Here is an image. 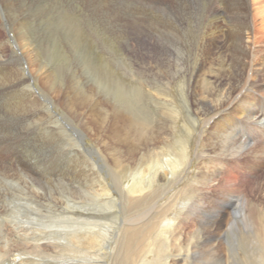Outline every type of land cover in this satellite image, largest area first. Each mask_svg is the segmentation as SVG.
<instances>
[{
  "label": "rangeland",
  "instance_id": "1",
  "mask_svg": "<svg viewBox=\"0 0 264 264\" xmlns=\"http://www.w3.org/2000/svg\"><path fill=\"white\" fill-rule=\"evenodd\" d=\"M82 1L0 7V264H193L178 227L224 114L210 107L227 49L206 48L205 11L177 22L148 0Z\"/></svg>",
  "mask_w": 264,
  "mask_h": 264
},
{
  "label": "bare ground",
  "instance_id": "2",
  "mask_svg": "<svg viewBox=\"0 0 264 264\" xmlns=\"http://www.w3.org/2000/svg\"><path fill=\"white\" fill-rule=\"evenodd\" d=\"M21 1L0 0V7ZM148 1L156 9L180 8L177 22L205 11L207 29L215 38L206 48L227 49L222 63L227 64V73L216 76L215 82L227 77L229 87L224 101L210 107L211 111L223 108L224 114L211 120V148L209 153L202 150L200 155L204 166L199 173L201 193L183 211L178 227L179 251L184 253L183 258L193 259V264H264V231L259 220L264 201L251 195L264 194V0ZM129 32L139 41L135 30ZM29 45L28 42L20 48L25 50ZM157 48L147 47V52ZM43 54L37 48L38 60ZM5 62L4 42L0 38V93L5 87ZM112 116L117 129L126 122L131 126L126 115L114 112ZM185 158L184 153L183 163ZM176 163L170 159L162 165L167 164L175 177ZM141 190L135 187L131 192ZM22 259L15 257L10 262L24 264L26 259Z\"/></svg>",
  "mask_w": 264,
  "mask_h": 264
}]
</instances>
